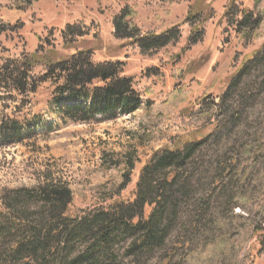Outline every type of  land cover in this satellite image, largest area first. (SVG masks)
<instances>
[{"label":"rangeland","instance_id":"1","mask_svg":"<svg viewBox=\"0 0 264 264\" xmlns=\"http://www.w3.org/2000/svg\"><path fill=\"white\" fill-rule=\"evenodd\" d=\"M26 1L0 0V127L8 131L7 135L0 133V194L35 187L50 175L70 185L67 215L71 218L131 199L140 170L154 152L180 145L190 136L207 134L214 120H196L191 113L204 106L214 108L229 77L264 43V21L249 44H243L227 25L224 11L231 0H200L203 14L212 11V17L202 24L203 39L191 46L190 27L183 19L189 7L196 9L197 0H31L27 9L17 8ZM254 2L237 0L243 9H253ZM123 7L134 10L133 21L143 35L160 34L177 25L178 41L141 55L131 40L113 35L112 20ZM257 7L262 11L264 0ZM68 23H78L86 30L71 46L64 45L60 35ZM85 49L92 51L94 63L124 62L122 75L132 78L142 101H151L149 106L107 120L98 117L81 122L60 115L51 101L58 78L54 81L46 62ZM33 53L38 62L29 72L28 91L19 95L12 83L4 81L7 73L1 67L8 59ZM149 68L158 70L148 72ZM250 72L242 86L256 80L259 84L246 94L251 102L240 108L241 121L233 123L230 134L220 136L218 142L212 137L195 155L194 167L189 163L194 174L189 195L178 206V221L170 227L163 245L130 256L120 245L111 264H264V241L260 243L262 237L264 240V68L259 64ZM32 86L35 90L29 92ZM173 91L176 93L170 98ZM236 97L226 103L224 115L227 106L238 108ZM12 122L21 128V139L13 136ZM258 146L262 155L254 163L249 153L256 156ZM131 149L137 157L130 182L119 189L123 166L106 168L105 160L115 161ZM228 160L236 162L234 168H226L225 177L214 187L209 182L216 164ZM209 191L201 220L195 228L184 227L198 208L200 194L207 196ZM24 206L19 208L24 210ZM149 211L150 207L144 208V217ZM41 220L35 213L28 215L27 226L40 228ZM27 233L22 228L10 234L6 215L0 216V264H24L7 254L9 245L24 235L31 237ZM177 240L181 248L174 246ZM83 246L78 239L74 245L62 247L56 260L28 264H71ZM40 252L45 258L46 251Z\"/></svg>","mask_w":264,"mask_h":264},{"label":"trees","instance_id":"2","mask_svg":"<svg viewBox=\"0 0 264 264\" xmlns=\"http://www.w3.org/2000/svg\"><path fill=\"white\" fill-rule=\"evenodd\" d=\"M30 1L27 0L24 5L20 4L17 8L27 9ZM260 1L262 0H255L253 9H243L237 4V0H231L224 11L227 25L233 29L243 44H249L261 30L264 9L259 11L258 7L256 8ZM196 4V9L188 8L183 19V23L190 27L189 46L203 39L202 24L212 17V11L206 15L203 14L200 0H197ZM134 15L132 8L123 7L112 20L113 35L117 39L131 40L137 45L141 55H151L160 48L178 41L180 36L177 25L160 34L143 35L133 21ZM84 34H86L84 26L78 23H68L60 30L64 45L69 46L75 43V37L78 38ZM36 53H38L37 50ZM91 56L92 51L85 49L58 59L54 63L46 62L47 70L54 77V81L58 78V81H55L51 101L57 106L60 115L81 122L98 119V117L107 120L119 114L129 115L149 106L151 101H142V95L134 88L132 78L122 75L124 62L116 60L94 63ZM37 62L35 53L6 60L1 67V71L7 73L4 81L12 83L18 94L23 95L28 91L29 72ZM259 64L264 68V43L252 57L241 62L229 77L226 88L218 97L214 108L207 109L204 106L191 113L196 120L213 119L211 130L202 136H190L177 145L180 138L175 144L177 146L165 147L154 152L141 168L133 197L129 200L116 201L108 207H97L91 212L71 218L67 215V208L72 200L70 185L61 179L55 180L49 175L42 184L35 187L13 190L10 194L2 191L0 216L6 215L10 234H15L23 228L31 236L27 238L28 236L24 235L22 240L9 245L7 255L14 261L24 264L39 259L56 260L62 247L68 244L74 245L79 239V243L84 245L83 250L70 260L71 264H95L99 259L101 264H111L115 261L116 248L120 245L126 249L127 256L149 253L155 248H160L169 234L170 227L178 221V206L182 199L189 195V183L194 176L189 163L193 166L195 155L207 146L212 137L215 138V142H218L220 136L232 132L233 123L239 124L240 108L251 102L246 94L251 93L250 91L259 85L256 80L251 85L242 86V81L244 76L251 73L250 71ZM157 70V68H149L147 71ZM47 78L49 77H44V79ZM34 90V86L29 88V92ZM174 93L176 91L169 95L170 98L174 96ZM233 95L237 96L234 102L237 103L238 108L230 106L228 109L229 106H227L224 115V106ZM15 123L12 122L13 136L21 139L22 130ZM0 133L7 135L8 131L6 132L1 126ZM254 152H257L256 156L250 153L249 156L255 163L258 155H262L261 147L258 146ZM136 157V150L131 149L115 161L105 160L106 168L123 166L119 189H125L124 187L130 182ZM231 157L233 159V156ZM234 158L237 161L236 155ZM226 163L216 164L213 179L209 182L214 187L218 186L225 177V169H233L236 162L228 160ZM210 194L211 191L207 193V196L200 194L198 208L190 223L183 225L184 227L188 225H192V228L196 227L195 225L202 217L203 205ZM28 203H36L37 206L31 208ZM23 204H25L24 210L19 208ZM145 207H150L146 217H144ZM34 213L41 216L40 228L27 226L28 215H34ZM261 229L264 233V227ZM23 234L26 233L23 232ZM263 241L262 237L261 245ZM180 242L177 240L174 246L181 248ZM40 249L46 251L45 258ZM98 254L101 256L98 257ZM170 257L171 254L168 255L169 261Z\"/></svg>","mask_w":264,"mask_h":264}]
</instances>
